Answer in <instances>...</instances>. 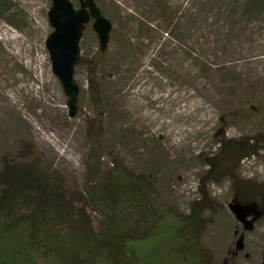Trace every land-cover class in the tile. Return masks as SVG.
<instances>
[{
    "label": "rangeland",
    "instance_id": "374dc122",
    "mask_svg": "<svg viewBox=\"0 0 264 264\" xmlns=\"http://www.w3.org/2000/svg\"><path fill=\"white\" fill-rule=\"evenodd\" d=\"M70 1L79 8V0ZM93 1L111 30L101 50L93 19L84 25L74 72L77 111L70 117L45 46L53 30L48 22L52 0H32L31 12L0 0V22L25 40V49L32 46L27 41L37 19L34 11L44 15L40 37L33 36L35 50L32 55L26 51L34 59L32 68L8 58L0 62V95L20 103L11 111L0 96V196L8 170L29 168L31 179L44 178L48 188L59 186L60 203L83 211L90 230L98 231L104 216L87 201L82 187L99 101L102 117L92 184L117 166L145 185L163 213L188 215L194 203L205 200L185 225L192 240L160 243L155 255L165 256L157 260L175 264L183 244L186 256L179 260L185 264H264L259 237L264 235V0ZM37 57H43L42 66ZM26 85L40 87L42 99L27 97ZM225 139L248 140L250 147L224 170L217 164L209 174L212 155ZM34 188L29 180L28 199ZM248 205L252 208L244 209ZM113 217L117 229H123L124 219L117 212ZM134 219L140 235L153 225L142 215ZM180 225L174 220L172 227ZM71 232L74 237L62 250L66 264H76L74 252L80 248L75 245L82 242L76 230ZM154 233L141 241L133 235L128 241H108L129 253L110 251L102 264H137L128 259L167 240L161 236L164 231ZM191 244L208 255L207 261ZM95 257L84 264H95Z\"/></svg>",
    "mask_w": 264,
    "mask_h": 264
},
{
    "label": "trees",
    "instance_id": "16d2710c",
    "mask_svg": "<svg viewBox=\"0 0 264 264\" xmlns=\"http://www.w3.org/2000/svg\"><path fill=\"white\" fill-rule=\"evenodd\" d=\"M96 98L98 100L97 93ZM97 107L99 109L89 139L90 151L82 192L87 201L91 202L104 216L100 229L90 230V219L84 216L83 211L74 212L66 204L60 203L59 186L54 184L48 188L44 178H30L29 168L16 167L7 171V185L0 196V264H56L57 262L66 264L67 260L62 257V250L65 241H70V238L74 237L71 232L73 230H76V236L80 241H86V243L78 242V246L75 243V248H80L79 252L73 251L76 264H84L83 261L92 255L96 256L95 264H102V261L108 259L107 255L110 251H128L125 246L110 245L108 241H128L130 235H133L135 240L141 241L156 234L154 232L161 234L162 231L164 233L161 236L165 237L166 241L154 242L152 247L143 251L144 256L139 254L128 260H136L137 264H166L165 260H157L165 255L161 253L159 258L155 255V252L159 251L160 243L169 245L177 239L185 241L188 237V240H192L189 236L191 230L188 232L185 225L187 221L191 222L199 209L205 206L204 198L192 205L190 214L177 216L159 211L145 185L117 166L111 168L109 172L102 173V176L96 177L95 183L92 184L94 174L97 173L96 143L102 117L99 101H97ZM248 147H250L248 140L245 142L243 139L223 140L217 155L216 153L212 155L211 169L207 173L212 174L217 164L221 170H224L230 161L242 157ZM29 180L35 184L31 199H28L30 197L27 198L25 194V185ZM251 208L252 205L244 207V209ZM113 212H117L122 221L124 219L123 229H117L114 224ZM140 215L143 216L144 222L152 221L153 223L150 229L144 228L141 235L139 224L134 219ZM174 220L181 223L175 229L172 227ZM192 248L193 251L197 250L200 258L207 261L209 258L207 254L205 257L196 247L192 246ZM185 251L186 247L183 244L179 245V256L176 254L178 259L175 257V264H185L179 260L185 258Z\"/></svg>",
    "mask_w": 264,
    "mask_h": 264
},
{
    "label": "water",
    "instance_id": "95a60500",
    "mask_svg": "<svg viewBox=\"0 0 264 264\" xmlns=\"http://www.w3.org/2000/svg\"><path fill=\"white\" fill-rule=\"evenodd\" d=\"M80 8H74L70 0H52L48 11V21L53 28L45 40L51 70L58 79L67 97L68 116L74 117L77 111L79 86L73 76L76 65L80 63L79 42L84 25L93 19L92 28L97 34L100 49L108 42L111 23L101 15L93 0H79Z\"/></svg>",
    "mask_w": 264,
    "mask_h": 264
},
{
    "label": "bare ground",
    "instance_id": "6f19581e",
    "mask_svg": "<svg viewBox=\"0 0 264 264\" xmlns=\"http://www.w3.org/2000/svg\"><path fill=\"white\" fill-rule=\"evenodd\" d=\"M11 2L19 3L22 7H25L31 12V8L33 4H31L32 0H10ZM34 17L36 19V22L34 24H31L29 27V39L27 42L31 41L32 46L29 48H24L25 40L18 34H15L13 31H11L9 28H7L4 24L0 22V62L3 64L5 62V58H8V60L13 61V64H18L26 68H32V62H34L33 57L26 54V51L32 55L35 50V44H34V38L40 37L41 31L44 27L43 19L44 15L43 13H38L37 10L34 11ZM34 36V38H33ZM36 41V40H35ZM6 45L4 46L3 45ZM36 63L40 64L41 66L44 64L43 57H37ZM38 68V65H37ZM40 80V79H39ZM44 80V79H42ZM36 86H30L26 85V88L28 92H26L25 89H23V92H25V95L27 97H31L32 94L36 96V98L41 97V89L40 87ZM21 90V89H20ZM22 91V90H21ZM3 99V104L13 110L14 112L17 111V104L19 103V100L13 96V99H10L6 95H0ZM42 99V98H41ZM39 98V100H41ZM16 107V108H15ZM181 112H178L176 116H180ZM189 115H187V118ZM203 119V117H201ZM23 120V124L26 126H29L30 121L26 120L25 118H19ZM19 122V120H18ZM177 132H184V129L181 127H176ZM48 139V143L50 145H53ZM262 169V168H260ZM259 237L264 241V235L259 234Z\"/></svg>",
    "mask_w": 264,
    "mask_h": 264
}]
</instances>
